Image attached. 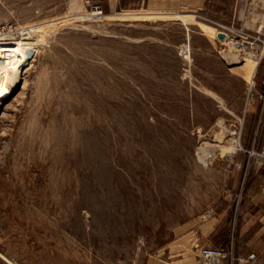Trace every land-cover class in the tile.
I'll return each instance as SVG.
<instances>
[{"label":"rangeland","instance_id":"374dc122","mask_svg":"<svg viewBox=\"0 0 264 264\" xmlns=\"http://www.w3.org/2000/svg\"><path fill=\"white\" fill-rule=\"evenodd\" d=\"M223 28L264 40V1L0 0V39L32 47L26 89L0 115V264H200L201 247L227 250L195 229L253 182L264 58L223 44Z\"/></svg>","mask_w":264,"mask_h":264},{"label":"crops","instance_id":"0c3cea01","mask_svg":"<svg viewBox=\"0 0 264 264\" xmlns=\"http://www.w3.org/2000/svg\"><path fill=\"white\" fill-rule=\"evenodd\" d=\"M249 189L223 193L207 223L196 224V237L203 245L225 247L229 257L223 264H244L241 258L264 264V161L253 160Z\"/></svg>","mask_w":264,"mask_h":264},{"label":"bare ground","instance_id":"6f19581e","mask_svg":"<svg viewBox=\"0 0 264 264\" xmlns=\"http://www.w3.org/2000/svg\"><path fill=\"white\" fill-rule=\"evenodd\" d=\"M260 1L258 0V3ZM221 42L228 44L231 42V37ZM0 43L2 45L0 47V115L4 116L8 109L7 101L16 95L19 89L22 90V93L26 89L25 74L29 69L27 66L30 63L32 47L27 46V43L15 42L9 36L7 38L2 37ZM233 57L235 59L237 56L233 55ZM254 58L256 63H258L260 56H254ZM232 132H234L233 135H240L237 130ZM239 140V137L230 138L227 140L228 145L224 148L229 153L231 163H233L236 152L239 149Z\"/></svg>","mask_w":264,"mask_h":264},{"label":"built area","instance_id":"2783aa9c","mask_svg":"<svg viewBox=\"0 0 264 264\" xmlns=\"http://www.w3.org/2000/svg\"><path fill=\"white\" fill-rule=\"evenodd\" d=\"M222 30L227 33V38L231 37V42L229 44L235 45L238 51L242 53V55L247 54L249 56L253 54L252 52H255L256 54L252 56H260L257 66L261 63L264 58V40L260 39V37L257 38L255 36H252L244 30L233 31L228 28H223ZM233 34L237 36H234ZM258 41L262 43V45L258 44ZM259 46L261 48H259ZM256 69L254 70L249 82V88L247 92L248 104L251 103V100L256 96L255 90L258 87V81L256 79ZM260 83L262 87H264V76L262 77ZM258 96L262 102L261 111L262 113H264V89L258 94ZM254 155L258 156L260 160L264 161V137L260 150L254 152ZM261 195L264 197V184L261 187ZM212 215L213 213H211V216ZM229 254L230 253L227 250L220 247L203 246L199 250L200 264H223V259L229 257ZM241 260L244 261V264H252L249 260H245L243 258H241Z\"/></svg>","mask_w":264,"mask_h":264},{"label":"water","instance_id":"95a60500","mask_svg":"<svg viewBox=\"0 0 264 264\" xmlns=\"http://www.w3.org/2000/svg\"><path fill=\"white\" fill-rule=\"evenodd\" d=\"M217 38L222 41L227 38V33L225 31H218L217 32Z\"/></svg>","mask_w":264,"mask_h":264}]
</instances>
